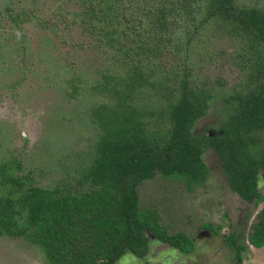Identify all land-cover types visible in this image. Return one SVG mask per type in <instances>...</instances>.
I'll list each match as a JSON object with an SVG mask.
<instances>
[{
  "label": "trees",
  "instance_id": "16d2710c",
  "mask_svg": "<svg viewBox=\"0 0 264 264\" xmlns=\"http://www.w3.org/2000/svg\"><path fill=\"white\" fill-rule=\"evenodd\" d=\"M229 4L207 0L205 6L224 14ZM110 6L106 0H84L80 15L82 28L98 34L112 48L115 61L125 65L121 72L102 71L91 85L102 99L91 107L100 133L89 162L69 183L41 187L30 173L21 172L16 155L0 159V236L24 239L47 264H116L126 250L142 257L147 233L189 252L193 241L183 232H167L155 210L139 208L136 189L156 170L178 178L189 190L202 185L208 175L202 154L208 148L218 157L232 192L256 205L264 201L257 184L258 169L264 167V52L256 46L264 45V12L240 10L239 20L231 13L250 40L244 49L249 70L242 62L246 83L224 98L216 133L209 135L196 131V123L217 95L191 85L183 67L172 64L158 76L150 63L142 64L143 58L159 56L174 1L169 7L144 9L148 29L129 20L120 27ZM75 83H68L71 97L77 95ZM146 94L159 103L155 110L146 107V100L142 103ZM202 226L209 229L210 224ZM241 239L242 234L233 232L226 237L237 264L246 248ZM247 240L264 246V206L256 212Z\"/></svg>",
  "mask_w": 264,
  "mask_h": 264
},
{
  "label": "rangeland",
  "instance_id": "374dc122",
  "mask_svg": "<svg viewBox=\"0 0 264 264\" xmlns=\"http://www.w3.org/2000/svg\"><path fill=\"white\" fill-rule=\"evenodd\" d=\"M83 1L0 0V158L16 154L22 162L21 172H30L43 187L69 183L89 162L99 133L91 121L90 107L102 99L91 85L102 71L121 72L125 67L115 61L112 48L98 34L82 28ZM106 1L120 27L129 20L144 29L151 25L144 9L168 7L170 2ZM232 8L264 12V0H234ZM175 10L167 14L170 27L161 33L159 56L143 58L142 64L150 63L158 76L172 64L183 67L190 74L191 85L205 86L217 95L197 120L195 130L200 131L216 123L226 105L224 98L246 83L249 66L244 49L249 42L237 32L232 18L219 13L200 21L194 31L190 19H204L208 12L204 0H188ZM8 14L17 15L20 21L13 22ZM257 47L264 52L262 43ZM70 81L77 83L75 97L68 93L72 91ZM147 96L141 97L144 105L147 101L146 107L158 105ZM202 159L208 175L192 190L176 177L159 173L140 182L137 189L140 207L157 210L167 231L185 233L193 241L192 249L183 253L147 233L145 255L126 250L117 264H237L226 243L232 232L242 234L246 246L241 263L264 264V246L254 247L247 240L264 201L256 205L232 192L212 149L205 150ZM257 184L264 193V167L258 169ZM204 223L211 229L205 230ZM2 235L0 264H47L24 239Z\"/></svg>",
  "mask_w": 264,
  "mask_h": 264
},
{
  "label": "flooded vegetation",
  "instance_id": "af4514ba",
  "mask_svg": "<svg viewBox=\"0 0 264 264\" xmlns=\"http://www.w3.org/2000/svg\"><path fill=\"white\" fill-rule=\"evenodd\" d=\"M170 1H174V4L176 5L175 6V9H176V7L177 6H179V4H183V3H185V2H187L188 0H180V3H178V1L177 0H170ZM232 2H234V0H230V3H232ZM178 3V4H177ZM206 3H207V0H204V5H206ZM169 5H170V2H169ZM169 7V6H168ZM225 7V9H226V11H224V17H226L227 19H231L232 18V16H231V13L232 14H234V16H235V18H237L238 20L239 19H241V18H243V14L244 13H241L240 12V10H244V9H250V8H244V9H242V8H240V9H235V8H232V4H229L228 6H224ZM223 7V8H224ZM205 9H206V11H208L207 10V7L205 6ZM252 9V8H251ZM173 12H176V10H172V12H171V14L173 13ZM219 12V11H218ZM218 12H211V11H208L207 12V14L205 15V17H204V19H201V21L202 22H205V18L207 17V16H211V14H214V13H218ZM219 14H221V13H219ZM10 17H11V19H12V21L13 22H15V23H18L20 20H19V18H18V16L17 15H15V16H12V15H10V14H8ZM222 15V14H221ZM217 16V15H216ZM239 16H241V17H239ZM196 19V20H195ZM233 19V18H232ZM191 20V22H190V24L193 26V30L194 31H196V24H199L200 23V20H199V18H192V19H190ZM199 20V21H198ZM224 21H226L225 19H224ZM233 22H234V24L235 23H237V32L241 35V36H243L244 38H245V33L243 32V31H240L239 30V26H238V21L236 20V19H233L232 20ZM199 25H197V27H198ZM248 38L249 37H246L245 39L249 42L250 40H248ZM250 43H248V45H249ZM248 45H247V47H248ZM263 45V44H262ZM257 46V45H256ZM263 47H264V45H263ZM257 48H260L261 49V47H257ZM263 50V49H262ZM200 87H205V86H200ZM206 89L207 90H209L207 87H206ZM209 92H211V91H209ZM69 93V92H68ZM72 97H75V96H72ZM159 104V103H158ZM93 105V104H92ZM92 105H91V107H92ZM158 106V105H157ZM157 106H155V107H151V109L152 110H155L156 108H157ZM91 107H90V115H91V121L95 124V122L93 121V118H92V113H91ZM201 118V117H200ZM216 125H217V123H215ZM215 124H213L214 126H216ZM96 125V124H95ZM213 125H209L208 126V128L206 127V126H204L200 131H204V132H206V133H208L209 135H212V134H214V133H216V128H209V127H211V126H213ZM97 126V125H96ZM97 128L99 129V127L97 126ZM99 133H100V129H99ZM99 133L97 134V138H98V136H99ZM97 138L95 139V141L93 142V145H92V148H93V146H94V143L96 142V140H97ZM92 151H93V149H92ZM13 154V153H12ZM11 154V155H12ZM10 154L8 155V156H11ZM14 155H16V154H14ZM91 155H92V153H91ZM7 156V157H8ZM17 156V155H16ZM18 157V156H17ZM0 159H5L4 157H2V158H0ZM18 159H19V161H20V164L22 163L21 162V160H20V158L18 157ZM1 161V160H0ZM86 165V164H85ZM84 166V165H83ZM82 167V166H81ZM28 173H30V172H28ZM156 173H159L160 175H162L163 177H173L171 174H165V173H162L160 170H156L155 172H154V175L156 174ZM31 174V173H30ZM153 175V176H154ZM152 176V177H153ZM31 177L33 178V176H32V174H31ZM152 177H150V178H152ZM150 178H147V179H150ZM147 179H145V180H147ZM178 179V178H177ZM145 180H143V181H145ZM33 181H34V179H33ZM35 182V181H34ZM59 182H62V183H65V184H67L66 183V181H59ZM56 183H58V182H56ZM56 183L55 184H53V185H51V186H54V185H56ZM183 183V182H182ZM35 184H37L36 182H35ZM184 184V183H183ZM38 185V184H37ZM139 185V184H138ZM185 185V184H184ZM51 186H47V187H51ZM195 186H200V185H193V188L195 187ZM41 187H43V186H41ZM186 187V186H185ZM192 188V189H193ZM137 189H138V186H137ZM137 189H136V191H137ZM191 189V190H192ZM189 190V189H188ZM137 195H138V192H137ZM138 206H139V208H141L140 207V205H139V200H138ZM144 208H148V207H144ZM142 209V208H141ZM148 209H152V208H148ZM153 210H155V209H153ZM157 213H158V211L157 210H155ZM158 215H159V213H158ZM159 223H160V215H159ZM161 224V223H160ZM161 225H163V224H161ZM209 227H211V226H209ZM204 228V227H203ZM205 230H209V229H211V228H209V229H206V228H204ZM167 230V229H166ZM168 232V231H167ZM25 241V240H24Z\"/></svg>",
  "mask_w": 264,
  "mask_h": 264
},
{
  "label": "water",
  "instance_id": "95a60500",
  "mask_svg": "<svg viewBox=\"0 0 264 264\" xmlns=\"http://www.w3.org/2000/svg\"><path fill=\"white\" fill-rule=\"evenodd\" d=\"M122 256H123V255H122ZM122 256H121V257H122ZM121 257H120V258H121ZM120 258H119V259H120ZM117 262H118V261H117ZM117 262H116V264H117Z\"/></svg>",
  "mask_w": 264,
  "mask_h": 264
},
{
  "label": "clouds",
  "instance_id": "9594fccd",
  "mask_svg": "<svg viewBox=\"0 0 264 264\" xmlns=\"http://www.w3.org/2000/svg\"><path fill=\"white\" fill-rule=\"evenodd\" d=\"M2 236H4V235H2ZM7 236V235H6Z\"/></svg>",
  "mask_w": 264,
  "mask_h": 264
}]
</instances>
